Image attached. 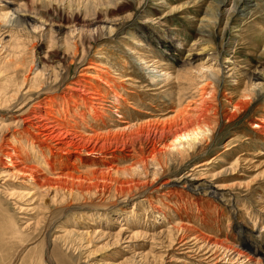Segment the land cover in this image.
Instances as JSON below:
<instances>
[{
	"label": "rangeland",
	"instance_id": "rangeland-1",
	"mask_svg": "<svg viewBox=\"0 0 264 264\" xmlns=\"http://www.w3.org/2000/svg\"><path fill=\"white\" fill-rule=\"evenodd\" d=\"M214 1L0 0V134L20 130L27 111L96 60L126 80L133 126L165 122L173 100L185 105L202 88L213 93L194 154L179 156L193 147L178 143L164 166L50 156L49 173L10 135L21 164L65 177L40 187L2 177L0 165V264H264V0L248 13L226 0L219 16ZM236 6L241 24L229 16ZM243 94L249 103L236 108ZM167 190L177 195L161 197Z\"/></svg>",
	"mask_w": 264,
	"mask_h": 264
},
{
	"label": "bare ground",
	"instance_id": "bare-ground-1",
	"mask_svg": "<svg viewBox=\"0 0 264 264\" xmlns=\"http://www.w3.org/2000/svg\"><path fill=\"white\" fill-rule=\"evenodd\" d=\"M254 1L257 0H240L239 4L241 5L238 6L242 8V11L248 13L251 3ZM214 4L216 16H219L220 12L227 6L226 0H216ZM238 6L230 12L229 16L241 24L243 17L238 16L239 14L235 16ZM213 11L210 14H213ZM123 78H114L108 71H105L103 63L97 60L92 61L83 68L76 80L69 82L59 97H48L45 102H40L33 111H27L19 120L17 128L20 130L15 132L12 130L13 134L10 129L3 130L0 134V150L6 159H0V165L3 169L1 176L27 177L34 180L40 187H52L65 177L62 174H54L55 177H44L40 167L21 164L19 160L22 150L12 146L13 144L11 145L8 139L10 135L13 136L19 146L22 142L30 144L32 151H36L40 156L43 155L44 165L46 164L49 173H54V163L49 160L50 156L59 161L60 159L68 160V158L79 160V156L92 157L93 155H98L103 159L105 157L115 159L118 154H125L126 157L136 158V164L146 165L153 160L164 166V164L166 165L163 160L164 155L172 148L178 150V143L183 145L185 142L187 143L184 145L193 147V150L189 153L178 151V155L190 157L194 154L196 146L194 142L198 141V137L206 136L204 129L210 125L208 114L213 108V104L210 105L211 102L209 103L208 97L213 94L211 90L207 87L202 88L197 100L189 101L182 106L173 100L171 103L172 117L165 122L133 126L127 121L129 120L128 106H130V100L126 96L127 94H124L125 91L127 92V83ZM27 81L29 83L36 81V79H28ZM248 97L247 94H243L235 107L243 108L244 105H247L249 102L244 101V99H248ZM112 111L118 113L122 119L117 125L111 123L113 122ZM113 126L115 129L120 126L123 129L120 132H112L111 130L114 128L111 129V127ZM260 128L264 131V126ZM192 136H195L192 139L193 142H188ZM144 142L151 143V148H144ZM109 151L111 152L108 153ZM134 182L137 183V181ZM177 182L175 180L169 181L164 186L174 189L172 186H175L174 183ZM173 195H177V193L172 190L160 194L161 197L167 199ZM218 243L220 244V242ZM234 252L237 256H241L240 258L248 257L241 251Z\"/></svg>",
	"mask_w": 264,
	"mask_h": 264
}]
</instances>
